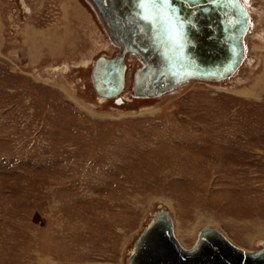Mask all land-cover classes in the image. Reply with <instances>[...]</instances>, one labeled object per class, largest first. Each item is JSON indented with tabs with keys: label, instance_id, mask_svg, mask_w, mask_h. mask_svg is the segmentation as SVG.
Masks as SVG:
<instances>
[{
	"label": "rangeland",
	"instance_id": "obj_1",
	"mask_svg": "<svg viewBox=\"0 0 264 264\" xmlns=\"http://www.w3.org/2000/svg\"><path fill=\"white\" fill-rule=\"evenodd\" d=\"M248 8L229 79L137 97L127 54L103 99L93 66L120 49L87 0H0V264H128L161 210L185 248L207 226L262 247L264 0Z\"/></svg>",
	"mask_w": 264,
	"mask_h": 264
},
{
	"label": "water",
	"instance_id": "obj_2",
	"mask_svg": "<svg viewBox=\"0 0 264 264\" xmlns=\"http://www.w3.org/2000/svg\"><path fill=\"white\" fill-rule=\"evenodd\" d=\"M89 1L104 13L120 49L115 57L95 61L92 81L103 99L124 91L127 54L142 63L134 78L137 97H158L193 79L221 81L245 58L251 16L240 0ZM128 264H264V242L249 251L207 226L198 242L185 248L170 213L161 210L137 239Z\"/></svg>",
	"mask_w": 264,
	"mask_h": 264
},
{
	"label": "bare ground",
	"instance_id": "obj_3",
	"mask_svg": "<svg viewBox=\"0 0 264 264\" xmlns=\"http://www.w3.org/2000/svg\"><path fill=\"white\" fill-rule=\"evenodd\" d=\"M88 2H89V5L92 7V9L94 10V12L96 13V16L98 17V20L100 21V23L104 26V28H105V31L107 32V34H108V38H110L109 40L111 41V36H110V34H109V28L107 27V25H106V23H105V19H103V16L105 17V15H104V13L102 12V14L101 13H99L98 12V9L95 7V6H93L92 5V3L89 1V0H87ZM249 0H245V2L247 3ZM249 12V11H248ZM106 25V26H105ZM245 43H246V41H245ZM131 56H134L133 54H130ZM127 56V55H126ZM126 58V57H125ZM132 58V57H131ZM130 58V59H131ZM95 65V64H94ZM126 65H127V63H126ZM94 67V66H93ZM127 70H128V66H127V69H126V72H125V86H126V80H127V78H126V74H127ZM234 74H236V72L234 73ZM233 74V75H234ZM232 75V76H233ZM231 76V77H232ZM230 77H228V78H226V79H229ZM226 79H223V80H226ZM223 80H221V81H223ZM171 215V214H170ZM172 217V216H171ZM172 220H173V218H172ZM173 231H174V234H175V228H174V222H173ZM201 231V230H200ZM199 235H200V233H199ZM176 236V235H175ZM178 239V238H177ZM180 242V241H179ZM198 242V241H197ZM181 243V242H180ZM182 245V244H181ZM183 246V245H182ZM184 247V246H183Z\"/></svg>",
	"mask_w": 264,
	"mask_h": 264
},
{
	"label": "flooded vegetation",
	"instance_id": "obj_4",
	"mask_svg": "<svg viewBox=\"0 0 264 264\" xmlns=\"http://www.w3.org/2000/svg\"><path fill=\"white\" fill-rule=\"evenodd\" d=\"M240 2L243 3L244 6L246 7V9L250 12V10L248 8L249 7V4H250V0L247 3L245 2V0H240ZM250 15H251V13H250Z\"/></svg>",
	"mask_w": 264,
	"mask_h": 264
}]
</instances>
